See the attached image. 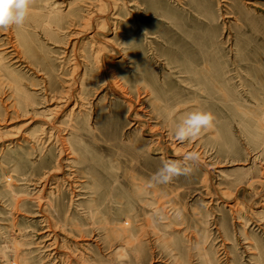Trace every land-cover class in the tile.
<instances>
[{"label":"rangeland","instance_id":"374dc122","mask_svg":"<svg viewBox=\"0 0 264 264\" xmlns=\"http://www.w3.org/2000/svg\"><path fill=\"white\" fill-rule=\"evenodd\" d=\"M0 264H264V0H30L0 28Z\"/></svg>","mask_w":264,"mask_h":264},{"label":"clouds","instance_id":"9594fccd","mask_svg":"<svg viewBox=\"0 0 264 264\" xmlns=\"http://www.w3.org/2000/svg\"><path fill=\"white\" fill-rule=\"evenodd\" d=\"M30 15V0H0V28H21ZM212 113L202 109L184 114L176 123L173 137L178 142L195 141L201 132L212 126ZM145 151L147 149H144ZM200 154L191 151L183 156V161L166 160L153 174L149 184H168L175 177L188 175L193 169L189 162H199Z\"/></svg>","mask_w":264,"mask_h":264},{"label":"bare ground","instance_id":"6f19581e","mask_svg":"<svg viewBox=\"0 0 264 264\" xmlns=\"http://www.w3.org/2000/svg\"><path fill=\"white\" fill-rule=\"evenodd\" d=\"M92 18V17H91ZM94 21V20H93ZM90 25V24H89ZM21 60V59H20ZM59 107V106H58ZM50 110V109H49ZM73 112V111H72ZM48 118V117H47ZM52 123V122H51ZM27 125V124H26ZM54 130V129H53ZM60 137V136H59ZM62 168V167H61ZM51 174H53V173H51ZM43 191V190H42ZM41 197V196H40ZM36 199V198H35ZM45 200V198L43 199V198H41L40 199V203H38L39 204V206H40V208H43V201ZM16 204V203H15ZM46 204V203H45ZM14 206V205H13ZM46 207V206H45ZM39 208V209H40ZM38 215V214H37ZM42 216V215H41ZM51 225V224H50ZM55 231V230H54ZM79 231V230H78ZM50 244H52V243H50ZM52 247H55V246H52ZM66 248V247H65ZM70 261V260H69Z\"/></svg>","mask_w":264,"mask_h":264}]
</instances>
